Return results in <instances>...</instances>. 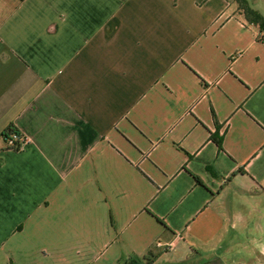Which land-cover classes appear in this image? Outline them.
<instances>
[{
    "label": "crops",
    "instance_id": "1",
    "mask_svg": "<svg viewBox=\"0 0 264 264\" xmlns=\"http://www.w3.org/2000/svg\"><path fill=\"white\" fill-rule=\"evenodd\" d=\"M261 207L264 43L231 3L0 0V264H246Z\"/></svg>",
    "mask_w": 264,
    "mask_h": 264
},
{
    "label": "rangeland",
    "instance_id": "2",
    "mask_svg": "<svg viewBox=\"0 0 264 264\" xmlns=\"http://www.w3.org/2000/svg\"><path fill=\"white\" fill-rule=\"evenodd\" d=\"M247 3L250 8L264 17L263 0H247ZM232 7L235 10L234 4H232ZM249 218H252V226L239 234L240 240L239 243L235 245L237 246L235 250H241V252L248 256V258L244 259V262H247L246 264H250L254 261V264H264V207L255 211ZM230 260L229 264H233V262L238 264L235 257H232Z\"/></svg>",
    "mask_w": 264,
    "mask_h": 264
},
{
    "label": "trees",
    "instance_id": "3",
    "mask_svg": "<svg viewBox=\"0 0 264 264\" xmlns=\"http://www.w3.org/2000/svg\"><path fill=\"white\" fill-rule=\"evenodd\" d=\"M224 1L235 5V13L240 16L247 25L255 28L258 41L264 43V17L250 8L247 0ZM10 134H17V132L13 128L7 127L6 132L2 134V138Z\"/></svg>",
    "mask_w": 264,
    "mask_h": 264
},
{
    "label": "built area",
    "instance_id": "4",
    "mask_svg": "<svg viewBox=\"0 0 264 264\" xmlns=\"http://www.w3.org/2000/svg\"><path fill=\"white\" fill-rule=\"evenodd\" d=\"M2 140L4 145L12 151H18L26 141L23 136L19 135V133L7 135L3 137Z\"/></svg>",
    "mask_w": 264,
    "mask_h": 264
}]
</instances>
